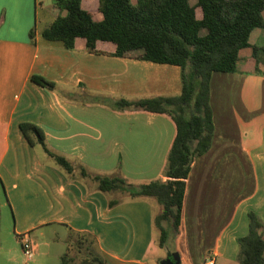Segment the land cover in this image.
I'll use <instances>...</instances> for the list:
<instances>
[{"label":"crops","instance_id":"crops-1","mask_svg":"<svg viewBox=\"0 0 264 264\" xmlns=\"http://www.w3.org/2000/svg\"><path fill=\"white\" fill-rule=\"evenodd\" d=\"M190 3L197 6L198 0ZM82 7L96 12L99 0H82ZM59 14L54 0H0V185L7 198L2 206L13 213L4 228L0 211V264H26L20 262L24 234L34 243L31 263L61 264L80 233L96 239L108 264H160L176 251L151 258L162 248L153 226L162 210L157 201L110 209L91 180L72 179L41 145L28 142L20 124L40 126L49 148L66 157L76 175L82 166L102 175L120 171L134 181L159 179L175 137L173 123L149 113L117 112L93 98L176 95L182 70L138 53L116 56L112 42L98 41V53L83 38L71 50L47 43L42 33ZM96 19L104 17L98 12ZM250 44L264 47V28L252 31ZM33 75L55 82L60 91L34 83ZM210 103L214 139L188 180L178 241L182 264L210 258L236 264L249 212L264 222V55L257 70L253 48H245L236 72H215Z\"/></svg>","mask_w":264,"mask_h":264},{"label":"trees","instance_id":"trees-1","mask_svg":"<svg viewBox=\"0 0 264 264\" xmlns=\"http://www.w3.org/2000/svg\"><path fill=\"white\" fill-rule=\"evenodd\" d=\"M60 14L42 33V39L66 49H74L83 38L87 49L98 53V41L117 46L115 55L124 57L138 53L139 58L159 64L179 66L182 70V91L176 95L125 98L100 96L94 103L121 113H149L169 119L175 137L168 153L162 177L150 181H134L117 172L112 175L91 173L76 167L47 144L45 131L30 122L20 124L28 142L41 145L72 179L84 183L89 179L95 190L107 196L113 209L127 201L154 199L162 210L154 216L153 226L159 233L157 241L171 251L179 252L184 202L188 180L196 160L212 147L214 122L211 107V80L215 72L234 73L240 52L252 47L257 70L264 47L251 46L254 29L264 28V0H99L96 12L82 7V0H54ZM197 8L202 19L197 17ZM66 12V15H62ZM101 13L102 21L96 19ZM205 32V34H204ZM35 42V31L30 33ZM32 81L43 88L59 92V86L41 76ZM249 233L237 240L241 264H264V222L249 212ZM74 248L68 247L61 264H108L97 241L89 234H77ZM75 252V253H73Z\"/></svg>","mask_w":264,"mask_h":264},{"label":"rangeland","instance_id":"rangeland-1","mask_svg":"<svg viewBox=\"0 0 264 264\" xmlns=\"http://www.w3.org/2000/svg\"><path fill=\"white\" fill-rule=\"evenodd\" d=\"M135 1H137V0H133V2H135ZM43 14H44V11L40 10V15H43ZM1 187L2 186L0 185V211L2 213L1 215H2L3 227L5 228V225H6L5 220L7 219V220H9L11 222V220H13V213H12V209H11L10 206H8V207L2 206V204L7 202V198H6L5 192L2 190ZM10 222H7V223L9 224ZM70 247L72 249L74 248L73 245H71ZM173 247H174V244L171 241H169L166 248H159L157 253L155 255H153L151 258L153 260H155V259L156 260L163 259V258H165L168 255V253L173 249ZM59 249H61L62 251L64 250V248L62 246L59 247ZM74 250H75V248H74ZM73 253H75V252H73ZM25 260H26L25 256L20 258V262L21 263L33 264L30 261L29 262H27V261L24 262ZM236 264H241V263H239V261H237Z\"/></svg>","mask_w":264,"mask_h":264},{"label":"built area","instance_id":"built-area-1","mask_svg":"<svg viewBox=\"0 0 264 264\" xmlns=\"http://www.w3.org/2000/svg\"><path fill=\"white\" fill-rule=\"evenodd\" d=\"M20 242L22 245V249L24 252V255L28 261L32 260L34 253H35V248H34V243L31 240V238L27 235L24 234L20 236ZM206 264H216L214 258H210Z\"/></svg>","mask_w":264,"mask_h":264},{"label":"water","instance_id":"water-1","mask_svg":"<svg viewBox=\"0 0 264 264\" xmlns=\"http://www.w3.org/2000/svg\"><path fill=\"white\" fill-rule=\"evenodd\" d=\"M160 264H182L181 255L178 252H174L163 259Z\"/></svg>","mask_w":264,"mask_h":264}]
</instances>
